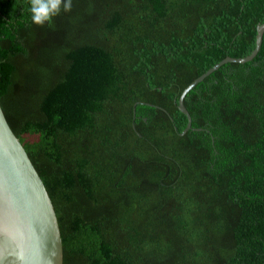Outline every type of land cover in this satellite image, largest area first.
Returning a JSON list of instances; mask_svg holds the SVG:
<instances>
[{"label": "trees", "instance_id": "trees-1", "mask_svg": "<svg viewBox=\"0 0 264 264\" xmlns=\"http://www.w3.org/2000/svg\"><path fill=\"white\" fill-rule=\"evenodd\" d=\"M0 0V101L64 264H264V0ZM143 102V103H141ZM137 103L134 113V105Z\"/></svg>", "mask_w": 264, "mask_h": 264}, {"label": "water", "instance_id": "water-1", "mask_svg": "<svg viewBox=\"0 0 264 264\" xmlns=\"http://www.w3.org/2000/svg\"><path fill=\"white\" fill-rule=\"evenodd\" d=\"M263 36L264 22L257 26L256 45L249 55L225 57L184 88L177 104L188 122L181 134L190 129L202 130L193 128L185 96L223 64L253 60L261 49ZM0 264H64L63 239L54 203L24 144L12 129L1 101Z\"/></svg>", "mask_w": 264, "mask_h": 264}, {"label": "clouds", "instance_id": "clouds-1", "mask_svg": "<svg viewBox=\"0 0 264 264\" xmlns=\"http://www.w3.org/2000/svg\"><path fill=\"white\" fill-rule=\"evenodd\" d=\"M72 6V0H28L27 11L32 23L43 26L51 23L62 11L70 12Z\"/></svg>", "mask_w": 264, "mask_h": 264}]
</instances>
